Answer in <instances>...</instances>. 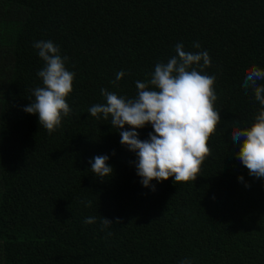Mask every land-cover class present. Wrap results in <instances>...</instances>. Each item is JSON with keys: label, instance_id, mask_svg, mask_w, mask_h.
Returning <instances> with one entry per match:
<instances>
[{"label": "trees", "instance_id": "1", "mask_svg": "<svg viewBox=\"0 0 264 264\" xmlns=\"http://www.w3.org/2000/svg\"><path fill=\"white\" fill-rule=\"evenodd\" d=\"M41 40L75 73L71 112L52 134L23 111L43 86ZM178 43L208 52L221 119L197 179L153 180V191L111 118L88 109L105 103L101 89L134 98ZM253 65L264 69V0H0V264H264V178L230 138L261 108L242 87ZM97 155L114 170L104 180L91 171Z\"/></svg>", "mask_w": 264, "mask_h": 264}, {"label": "clouds", "instance_id": "2", "mask_svg": "<svg viewBox=\"0 0 264 264\" xmlns=\"http://www.w3.org/2000/svg\"><path fill=\"white\" fill-rule=\"evenodd\" d=\"M192 46L201 47L199 42H193ZM33 47L44 61V67L37 72L43 86L33 90L35 99L23 111L38 114L40 126L52 134L71 112L67 97L73 90L75 73L66 69L68 58L61 56L59 47L52 41H36ZM210 63L207 51L188 52L178 43L175 55L167 63L155 65L150 80L136 81L134 98L101 89L105 103L88 109L96 119L111 118L110 124L118 129L121 145L137 157L135 167L144 187H152L154 191L153 180L163 182L174 178L179 183L197 179L200 166L210 152L208 139L221 119L214 107L215 76L203 74ZM125 75L124 71L116 73L113 84ZM258 81H264V69L253 65L245 71L242 87L252 90L261 108L250 127L234 128L230 138L239 145L234 155L248 174L264 178V84ZM149 124L154 131L148 139H139L137 130ZM126 125L128 130H124ZM93 160L91 171L96 177L104 180L113 174L109 156L97 155ZM238 179L243 181V177ZM84 223H95V217L86 218ZM111 223L106 218L102 220L104 227ZM181 264L191 261L184 259Z\"/></svg>", "mask_w": 264, "mask_h": 264}]
</instances>
